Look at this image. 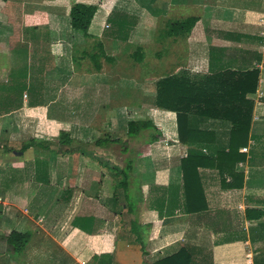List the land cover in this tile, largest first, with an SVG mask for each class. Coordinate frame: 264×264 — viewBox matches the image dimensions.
<instances>
[{"label":"crops","instance_id":"obj_1","mask_svg":"<svg viewBox=\"0 0 264 264\" xmlns=\"http://www.w3.org/2000/svg\"><path fill=\"white\" fill-rule=\"evenodd\" d=\"M117 3L138 15L143 52L156 24L197 18L189 33L156 42L137 99L115 78L142 71L118 68V55L99 69L75 68L94 63L108 10H97L84 36L71 28L65 0H0V52L8 53L0 55V237L29 235L19 254L0 240V264H161L181 251L186 264H264V0H113L110 8ZM251 70L259 75L246 96L245 146L226 160L232 124L194 112L180 142L176 113L156 104V84ZM136 100L133 115L154 123L156 140L127 134ZM122 125L139 147H123L119 165L112 147L121 139L110 134ZM100 139L117 142L97 146ZM188 155L200 165L185 186Z\"/></svg>","mask_w":264,"mask_h":264},{"label":"trees","instance_id":"obj_2","mask_svg":"<svg viewBox=\"0 0 264 264\" xmlns=\"http://www.w3.org/2000/svg\"><path fill=\"white\" fill-rule=\"evenodd\" d=\"M6 2L7 0H1ZM97 7L95 5H86L84 3H75L69 10L70 26L76 31L87 36V31L93 19ZM197 22L196 17H189L180 22H174L170 25L167 34L176 36L187 34L191 31ZM101 49V45L99 47ZM97 55H92L91 59L96 63ZM112 59H106L111 63ZM97 69L99 66L96 65ZM258 71L251 70L246 72L225 71L221 74L205 77L203 80L190 82L186 78H166L160 80L157 85V106L168 111L175 112L177 115L178 137L180 142H186L184 137L192 133L186 126V115L194 112L200 116L221 119L229 121L232 124L229 153L225 155L226 160H230L234 153L238 152L240 146H245L248 140V132L251 121L253 102L246 99L248 94H254L258 83ZM127 134L130 137L138 135L142 131H148L152 140H156L157 128L150 120L140 119L132 112L127 116ZM58 142L69 148L72 143L68 134L60 133ZM111 142L107 139L95 141L97 146ZM31 140L24 145L29 147L34 145ZM65 152H69V149ZM240 156V155H239ZM199 159L188 155L182 161V172L184 185H189L197 177V168L200 165ZM4 240L10 249L16 253H22L29 240L27 233L12 231ZM186 255L184 251L177 253L166 259L161 264H186Z\"/></svg>","mask_w":264,"mask_h":264},{"label":"rangeland","instance_id":"obj_3","mask_svg":"<svg viewBox=\"0 0 264 264\" xmlns=\"http://www.w3.org/2000/svg\"><path fill=\"white\" fill-rule=\"evenodd\" d=\"M13 2H17V0H12ZM68 5L72 6L75 3H84L86 5H95L97 7V10L100 9L101 12L107 11L106 14V21L103 22L102 25V31L100 38H97V40L93 41L92 48L97 54V63L92 64L91 66L86 64L85 61L82 62H75V68L77 70H87L88 67H91L92 69L95 68L96 65H105L110 64V62L106 61V59H112V56L107 55H118L117 58H123L125 60L121 61V63L118 65V68H123V66L126 67H132V72L134 70H137L140 75H132V76H117L116 83L118 84H126L129 87L128 93L131 95V98L137 99L139 97V87L141 80H144L147 78V74H145L146 69H153L155 68V55L156 53V42L159 40L162 42V44L166 41V32L169 29V23H163L160 22L156 24L153 27V43L149 45L146 48H149L146 52L141 51L140 43L138 40V36L140 35L141 29H139L138 24V15L136 13H129L125 12L123 10H119L117 6H123L113 4L112 8L111 4L113 3V0H65ZM105 9V10H104ZM139 31V32H138ZM98 43V46H97ZM101 45V49L99 48ZM164 45H162L161 49ZM149 54L145 63V66H139L140 61L139 58H143V55ZM0 55H8V53L0 52ZM119 63V62H118ZM0 64L2 67H7V59L4 57V59H1ZM0 65V67H1ZM140 71V72H139ZM144 73V74H143ZM143 75V76H142ZM83 79L82 81L85 83L90 82L93 80L91 77H84L80 76ZM141 77H144L141 78ZM112 78V77H109ZM141 79V80H140ZM75 77L72 82H75ZM103 81H106V77L103 78ZM107 82V81H106ZM131 110L133 111V114H137L141 112V106L139 105V100H137L133 103L131 106ZM143 110V109H142ZM121 119L123 120V111L120 114ZM123 116V117H122ZM123 131H124V125H122L120 131H117L116 133L110 134V136L119 137V145L113 146L112 155L117 160V164H121L120 162H123L127 156L122 155V149L123 147L128 148H134L139 147V143H133L127 140L123 137Z\"/></svg>","mask_w":264,"mask_h":264}]
</instances>
